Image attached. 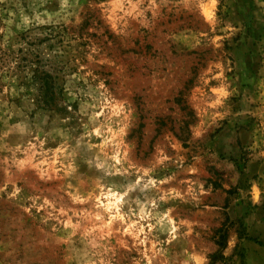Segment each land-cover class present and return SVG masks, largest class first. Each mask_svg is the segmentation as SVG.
<instances>
[{
    "label": "rangeland",
    "instance_id": "374dc122",
    "mask_svg": "<svg viewBox=\"0 0 264 264\" xmlns=\"http://www.w3.org/2000/svg\"><path fill=\"white\" fill-rule=\"evenodd\" d=\"M0 264H264V0H0Z\"/></svg>",
    "mask_w": 264,
    "mask_h": 264
},
{
    "label": "trees",
    "instance_id": "16d2710c",
    "mask_svg": "<svg viewBox=\"0 0 264 264\" xmlns=\"http://www.w3.org/2000/svg\"><path fill=\"white\" fill-rule=\"evenodd\" d=\"M48 88H51V90L53 89V87H52V85H48ZM51 90H50V92H49V97H48V99L50 100V101H54V90H53V92H51ZM210 260H212V261H214V260H216V257L215 256H212L211 258H210Z\"/></svg>",
    "mask_w": 264,
    "mask_h": 264
}]
</instances>
